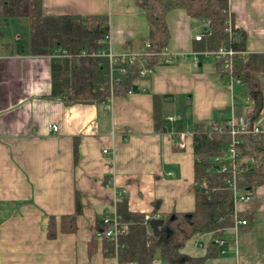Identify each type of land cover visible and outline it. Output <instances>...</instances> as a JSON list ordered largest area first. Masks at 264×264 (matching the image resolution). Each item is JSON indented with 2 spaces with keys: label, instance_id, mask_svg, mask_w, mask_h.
Masks as SVG:
<instances>
[{
  "label": "crops",
  "instance_id": "crops-1",
  "mask_svg": "<svg viewBox=\"0 0 264 264\" xmlns=\"http://www.w3.org/2000/svg\"><path fill=\"white\" fill-rule=\"evenodd\" d=\"M41 3L45 15L105 16L106 49L114 55L128 42L139 46L148 34L135 0ZM229 7L233 27L245 34L246 50L264 52V0H229ZM166 23L171 62L139 76L126 95L66 105L50 96L51 60L31 53L27 19L0 17V264H117L103 255L95 233L118 194L125 195L131 211L163 216L193 210L192 125L222 110L225 116L247 115V92L241 82L221 78L213 56L192 51L202 19L175 8L166 13ZM156 112L163 118L159 127L167 131H155ZM52 124L56 131H50ZM257 124L264 128V107ZM76 194L82 205L76 231H58L48 239V216L58 222L61 215L72 214ZM234 207L245 213L240 218L247 223L236 231L226 228L221 235L225 252L209 260L264 264V183ZM204 235L211 241V233L198 236ZM92 238L97 246L89 254Z\"/></svg>",
  "mask_w": 264,
  "mask_h": 264
},
{
  "label": "trees",
  "instance_id": "trees-1",
  "mask_svg": "<svg viewBox=\"0 0 264 264\" xmlns=\"http://www.w3.org/2000/svg\"><path fill=\"white\" fill-rule=\"evenodd\" d=\"M135 3L146 18L148 34L139 46L126 43L124 51L129 56L134 55V59L122 63L117 56L112 63V72L106 56L83 54L90 47L99 49L105 45L110 34L105 16L45 15L41 0H0V17L27 19L31 53L47 55L51 60L50 96L71 105L103 103L110 97L126 95L143 67L153 69L166 63L170 37L166 13L182 8L192 18L209 20V34L199 41L193 40L192 51L200 56H212L218 48L225 49L226 56L232 61V69L224 70L222 61H216L217 70L223 80L231 75L244 85L252 99L245 126L251 130L258 125L264 107V52L246 50L245 34L233 27L229 0H135ZM144 42L148 45L145 46ZM120 67L123 73L118 72ZM187 108V105L183 106L182 113ZM226 113L227 110L219 111L212 119L195 121L192 125L193 210L166 213L162 216L164 222L158 235H154L143 224L144 212L131 211L125 195L118 194L117 210L123 221L131 223L128 232L120 237L117 248L112 241L101 240L104 256L116 257L117 264H152L155 258L166 264H206L207 260L218 255L219 248L214 240L221 238L222 232L233 225L234 215L238 218L245 216V213L235 211L233 193L227 183L230 172L219 169L224 165L227 168L234 166L237 186L250 193L264 183V134L236 133L233 137L236 142L232 144L235 156L227 159L232 136L227 124L230 116H225ZM162 120L156 112L155 131H167L166 127H159ZM81 206L76 194L72 214L61 215L58 222L54 216H48L45 221L47 238L53 239L58 231L74 233ZM204 233H211L204 255L183 253L182 248L192 237ZM96 246V239H90L88 253H93Z\"/></svg>",
  "mask_w": 264,
  "mask_h": 264
},
{
  "label": "built area",
  "instance_id": "built-area-1",
  "mask_svg": "<svg viewBox=\"0 0 264 264\" xmlns=\"http://www.w3.org/2000/svg\"><path fill=\"white\" fill-rule=\"evenodd\" d=\"M209 24H210L209 20L202 19L201 30L193 35V40L199 41L205 35L209 34V31H208L209 30ZM109 38H110V34H109V37L106 39L105 45L103 47H101L99 49H94V48L90 47L89 49L83 51V54L88 53L89 55L106 56L109 60L110 71L112 72L113 71L112 63L115 61V58L117 56H119L121 62L123 63L125 60H128V59H129V61H132L134 59V55L129 56V55H127V53L125 51H123L122 53H120L118 55H114L112 53H109L108 50L106 49V47L109 44ZM144 45L147 46L148 45L147 42H144ZM212 56L216 61H222V69L228 70V71H230L232 69V61L226 56V51L223 47L218 48L216 53ZM167 62H171L170 59H168ZM123 71L124 70L122 67H120L118 69V72H120V73H123ZM152 71H153L152 68L143 67L139 72V76L142 77L146 74H151ZM227 81L229 83H232L234 81L240 82L239 80L234 79L231 75H229L227 77ZM130 92H131V90L128 91V93H130ZM111 98L112 97H110L108 100H110ZM246 105L248 106L249 109H251L252 99L249 95H247V98H246ZM245 116L244 115H241V116L231 115L228 122H227V124L230 126L231 136H232V141L230 142L228 149H227V156H226L227 159H232L235 156V152H234V149L232 147V144L236 142V140L233 138L236 133L251 131L253 133H263L264 134V128L259 126V125H255L251 130H247V128L245 126ZM166 119L170 122H173V121H175L176 118L174 116H168ZM49 129H50V131H56L57 125L52 124L49 126ZM184 144H185L184 143V134L180 133L179 134V143H178L179 148H183ZM103 153L109 154L110 151L108 149H103ZM219 170L230 172V177H228L227 183H228V186L231 188L232 193H233L234 205L238 202L245 201L250 197V195H251L250 192L243 190L237 186L236 169L234 166H232L231 168H227L226 165H224ZM116 198H117V196H116ZM153 219L154 220L162 219V215L156 211L144 213L143 224H145V226L147 227V229L149 231H152V229L150 227V221ZM130 223L131 222H125L122 220V216L120 215V213L117 210V200L114 199V201L110 205V207L108 209H106L105 212L102 214L99 226H98L96 233H95V237L97 240H100V241L103 238H106V239L112 241V243L114 244V247L117 248L120 245V243H119L120 237L125 235L128 232ZM246 223L247 222L245 219L238 218L236 215H234V222H233V225L231 226V228H233L236 231L239 225H245ZM199 239H200V237L198 236V238L195 242L196 246L201 245V242ZM214 243H215V245L218 246L220 253L225 252L224 246H225L226 241L224 239L216 238L214 240ZM235 249L237 252V245H236ZM114 258L116 259V257H114ZM127 264H135V263L129 262ZM152 264H166V263L163 262L159 258H155V259H153Z\"/></svg>",
  "mask_w": 264,
  "mask_h": 264
},
{
  "label": "rangeland",
  "instance_id": "rangeland-1",
  "mask_svg": "<svg viewBox=\"0 0 264 264\" xmlns=\"http://www.w3.org/2000/svg\"><path fill=\"white\" fill-rule=\"evenodd\" d=\"M211 58V57H209ZM212 59V58H211ZM231 233L227 232L225 234V237H229ZM198 238V235L192 237L185 245V247L182 248L183 253H185L188 256H202L206 252V248L210 242V239L208 236L204 235L200 237L201 246H196L195 242ZM208 264H215V260H209Z\"/></svg>",
  "mask_w": 264,
  "mask_h": 264
},
{
  "label": "water",
  "instance_id": "water-1",
  "mask_svg": "<svg viewBox=\"0 0 264 264\" xmlns=\"http://www.w3.org/2000/svg\"><path fill=\"white\" fill-rule=\"evenodd\" d=\"M164 220L163 219H157V220H151L150 221V227L152 229V232L154 235H158L159 233V227L163 224Z\"/></svg>",
  "mask_w": 264,
  "mask_h": 264
}]
</instances>
